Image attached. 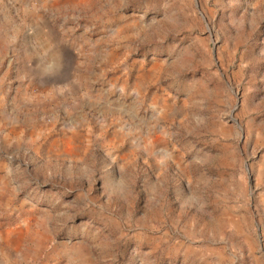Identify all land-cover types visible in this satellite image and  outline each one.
<instances>
[{
  "label": "rangeland",
  "instance_id": "rangeland-1",
  "mask_svg": "<svg viewBox=\"0 0 264 264\" xmlns=\"http://www.w3.org/2000/svg\"><path fill=\"white\" fill-rule=\"evenodd\" d=\"M0 264H264V0H0Z\"/></svg>",
  "mask_w": 264,
  "mask_h": 264
}]
</instances>
